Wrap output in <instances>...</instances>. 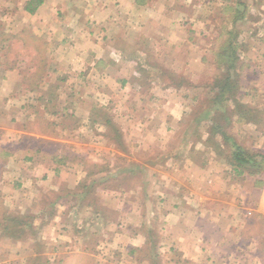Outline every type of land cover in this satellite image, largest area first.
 <instances>
[{
    "label": "crops",
    "instance_id": "0c3cea01",
    "mask_svg": "<svg viewBox=\"0 0 264 264\" xmlns=\"http://www.w3.org/2000/svg\"><path fill=\"white\" fill-rule=\"evenodd\" d=\"M36 1L0 6L4 218L54 212L34 219L38 244L56 230L50 240L76 247L74 260L100 252L95 264L112 251L121 254L115 264H264V170L238 176L232 140L217 133L215 146L191 143L200 128L185 124L172 90L145 91L154 80L134 52L169 14L154 4L171 0H40L28 10ZM262 36L254 60L264 69ZM191 64H179L185 76ZM100 110L126 120L118 138L106 136ZM4 218L3 245L14 242Z\"/></svg>",
    "mask_w": 264,
    "mask_h": 264
},
{
    "label": "rangeland",
    "instance_id": "374dc122",
    "mask_svg": "<svg viewBox=\"0 0 264 264\" xmlns=\"http://www.w3.org/2000/svg\"><path fill=\"white\" fill-rule=\"evenodd\" d=\"M24 1L14 0V4H10L13 7H21ZM226 4V0H171L170 4H154L157 13L167 11L169 14L165 15L166 17L163 15L158 21L156 19L155 23L150 24V27L155 31L148 34L134 52L140 56L137 57L140 61L147 64L144 68L146 79L154 80L152 84L144 85L145 91H153L155 87L172 90L171 95L174 101L188 111L185 116V124H193L196 125V128H200H197L196 132L189 137L191 143H201V141L211 145L218 143L214 141L216 139L213 138L212 130L213 124L220 121L222 114L219 112L220 106L212 100L214 92L210 85H213L214 80L222 74L224 69L216 66L213 48L218 42L219 31L224 22L223 8ZM0 6L12 7L6 0H0ZM33 6H37V4L32 3L31 8ZM237 7L243 12L236 25L240 31L241 56L238 69L241 84L235 99L239 102L240 108H236L238 104L236 106L233 103L230 104V108L234 110V115H231L232 123L236 124L234 127L231 124L228 131L237 137L241 145H245L250 150H260L264 144V135H261L264 132V81L262 80L264 69L259 60H254V56L261 54L257 44L261 45L264 33V0H242V3L237 4ZM166 28L168 29L167 33L163 32ZM163 33L165 34L163 35ZM247 39H249L246 41L248 49H245V40ZM189 48L190 50H188ZM198 51H201L203 55L200 65L201 54L199 55ZM165 54L169 56V59L166 60ZM248 57L249 59L251 57L252 64H249ZM185 59L192 63L191 73L188 76H185V71L181 72L179 66ZM147 93L151 95L153 92ZM236 109L243 113L247 112L248 121L245 124L237 122L239 111ZM125 122L124 119V121L116 123L124 124ZM198 130L201 133L199 136ZM203 135L205 138L201 140ZM124 146L125 144L121 148L126 151L127 146ZM225 149L228 151L227 147ZM50 199L54 200V197L51 196ZM49 201L47 199L45 203L47 204ZM36 209L38 210L30 211L29 215L27 213H14L13 215L24 216L22 218L30 216L28 218L30 223H35V218L46 221L51 217L49 211L42 212L38 207ZM3 215L5 212L1 210L0 216ZM40 232L38 230L34 235L22 236V228H20L17 230L16 236L12 235L14 242L11 244L13 246L9 243L0 244L3 254L6 250L8 264H95L96 257L101 255L97 250H92L93 258L87 254L90 257L74 260V256L71 255L76 247L72 246L71 249L66 240L62 242L50 240L56 234V230L50 234L49 238L38 244ZM27 239L35 241L28 243ZM18 244H20L19 247L16 246ZM23 251L26 253L22 255ZM120 255L118 257L112 251L103 259L104 262L107 261V264H115L116 260H120Z\"/></svg>",
    "mask_w": 264,
    "mask_h": 264
},
{
    "label": "trees",
    "instance_id": "16d2710c",
    "mask_svg": "<svg viewBox=\"0 0 264 264\" xmlns=\"http://www.w3.org/2000/svg\"><path fill=\"white\" fill-rule=\"evenodd\" d=\"M226 2L227 4L223 8V16L225 17L224 22L219 31V37L217 39L218 42L213 48L216 66L218 68L224 69L222 74L214 80L213 85H210L212 91L214 92V97L212 98V100L220 106L219 112L222 114L219 119L220 121L213 124L214 127L212 133L213 138L214 134L218 133L222 136L223 139H226L227 141L232 140V149L231 147L228 148L232 152V159L230 160V162L235 173L238 176H242L244 173L254 175L259 174L264 170V153L260 150L253 152L247 150L245 146L235 141V138L231 137L228 133V126L233 124V120L231 119L232 114H229L227 112L229 109H231L230 104L233 103L235 104V106L238 104L236 108H240L239 102L235 99V95L238 94L241 84L240 71L238 69V64L240 62L241 56V43L239 40L240 31L236 27V25L238 20H240L243 12H241L237 7V4L242 3V0H226ZM40 3V0L36 1L37 5H39ZM27 8L28 10H32L31 6ZM238 113L239 117L237 119V122L239 124H243L248 121L247 112L243 113L239 111ZM97 117L109 131L106 136L110 139L118 138V135H120L121 132L119 131L118 125L113 120V118L102 110L97 113ZM214 144L211 146H215ZM219 149L221 148H219V146H216V150ZM53 214L55 213L49 211L50 216H53ZM4 216L5 215L0 216V220H2ZM22 217L24 216H6L4 219H7L9 224H7V226L3 228V232L10 236H16L17 230L22 228V236H29V234L34 235V233L39 229L33 227V223L29 222L28 218H30V216H27L26 218Z\"/></svg>",
    "mask_w": 264,
    "mask_h": 264
}]
</instances>
